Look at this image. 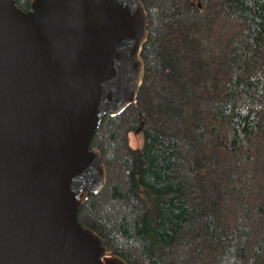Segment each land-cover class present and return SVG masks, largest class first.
Segmentation results:
<instances>
[{
    "label": "trees",
    "instance_id": "16d2710c",
    "mask_svg": "<svg viewBox=\"0 0 264 264\" xmlns=\"http://www.w3.org/2000/svg\"><path fill=\"white\" fill-rule=\"evenodd\" d=\"M144 6V83L94 134L107 184L79 219L128 264H264V0Z\"/></svg>",
    "mask_w": 264,
    "mask_h": 264
},
{
    "label": "water",
    "instance_id": "95a60500",
    "mask_svg": "<svg viewBox=\"0 0 264 264\" xmlns=\"http://www.w3.org/2000/svg\"><path fill=\"white\" fill-rule=\"evenodd\" d=\"M144 0H0V264H128L79 219L92 146L144 83Z\"/></svg>",
    "mask_w": 264,
    "mask_h": 264
},
{
    "label": "rangeland",
    "instance_id": "374dc122",
    "mask_svg": "<svg viewBox=\"0 0 264 264\" xmlns=\"http://www.w3.org/2000/svg\"><path fill=\"white\" fill-rule=\"evenodd\" d=\"M144 142V134L143 132H131L129 134V143L132 147L134 148H138L141 147L143 145ZM146 201L149 205V207H152V203L150 201V198L148 196L145 197Z\"/></svg>",
    "mask_w": 264,
    "mask_h": 264
}]
</instances>
